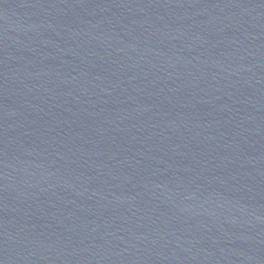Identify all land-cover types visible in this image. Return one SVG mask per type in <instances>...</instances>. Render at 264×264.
Here are the masks:
<instances>
[{"label":"water","instance_id":"95a60500","mask_svg":"<svg viewBox=\"0 0 264 264\" xmlns=\"http://www.w3.org/2000/svg\"><path fill=\"white\" fill-rule=\"evenodd\" d=\"M0 264H264V0H0Z\"/></svg>","mask_w":264,"mask_h":264}]
</instances>
